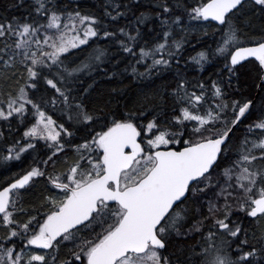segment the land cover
<instances>
[{
  "label": "snow or ice",
  "instance_id": "obj_1",
  "mask_svg": "<svg viewBox=\"0 0 264 264\" xmlns=\"http://www.w3.org/2000/svg\"><path fill=\"white\" fill-rule=\"evenodd\" d=\"M69 7L31 0L0 19V121L25 127L3 159L31 150L35 165L0 183V264H264V34L241 27L264 0ZM209 30L215 48L186 59L189 35ZM99 39L119 45L114 64L104 48L72 58ZM210 63L215 79L189 76ZM246 64L255 95L236 99ZM129 69L165 82L93 99L95 76Z\"/></svg>",
  "mask_w": 264,
  "mask_h": 264
},
{
  "label": "trees",
  "instance_id": "obj_2",
  "mask_svg": "<svg viewBox=\"0 0 264 264\" xmlns=\"http://www.w3.org/2000/svg\"><path fill=\"white\" fill-rule=\"evenodd\" d=\"M31 0H24V4H20V0H0V19L4 17H8L9 19L12 16L23 18L27 16L28 5L30 4ZM108 2V0H61V3L69 4V10L71 8H77L81 11L82 14H93L96 16H100L102 13V4ZM145 4L148 3V0H143ZM35 15V14H33ZM246 17L247 23H241V27L247 32L250 36L259 37L261 34H264V14L259 13L258 11L249 9L246 10ZM244 18H242V21ZM121 24L126 23V21L121 20ZM148 38V37H146ZM95 39V38H94ZM189 41L191 42L190 45H185V51L183 53L184 57L187 59L188 56H193L196 52L204 50L208 46L215 48L216 42L220 40L219 35H212L211 30H209V35L207 37L202 36L199 32H193L188 37ZM92 44V42H89ZM119 45L113 44L110 45L106 40L99 39L96 41L95 44H92L91 47L88 46H81L80 49L72 50L74 55L73 59H76L77 62L80 60H84L86 56L93 51L95 48H104L106 49L107 56L109 58H113V64L115 63L114 53L116 48ZM183 65V61H181ZM107 66V65H106ZM124 68V63L119 65V69L122 71ZM112 70H116L114 67ZM143 69H141L142 71ZM126 76V78L122 79V83H117V81L121 80V77L117 76L112 81L106 80L102 75L95 76V73L91 74L95 76L96 83L94 85L95 91L92 93L93 99L96 97L97 94L107 96L108 92L113 89L117 88L121 90L123 93H126L128 97H133L136 93L139 92H151L152 90L160 87L163 84L164 80H155L154 82H149L148 80H144L143 82L132 78L130 75ZM219 71V65L216 63H210L205 65V71L203 72H189L190 77H195L197 79H205L207 80L210 76L215 79L216 76L214 75ZM241 73L239 75V79H234V87L237 89L233 93V96L236 99H241L243 97H251L255 95V89L253 87V79L255 76L254 67L251 64H246L245 68L241 69ZM167 78H170V74H166ZM84 85L87 86L88 84L92 83V79L90 75L86 72L83 76ZM115 95V94H113ZM120 102L123 103V99L120 98ZM116 104H113L115 107ZM30 107V106H29ZM48 114L53 116V119H57L58 122H62L58 119L60 116L59 112L53 111L52 109H47ZM29 120L34 122V118L29 116ZM25 130L24 125L19 124L18 121L12 120L11 121V130L9 129L8 122L0 121V133H3L0 136V183H3L5 177H10L15 173H20L23 170L27 169L29 166H35L33 163L32 155L29 153H22L21 160H9L5 161L3 159L6 156L7 149L14 144L16 140H21L23 144L24 141L22 140V134ZM41 144L43 142H40ZM37 151H42L39 146ZM42 182L33 189V192L39 191L42 187ZM30 198V196H29Z\"/></svg>",
  "mask_w": 264,
  "mask_h": 264
},
{
  "label": "rangeland",
  "instance_id": "obj_3",
  "mask_svg": "<svg viewBox=\"0 0 264 264\" xmlns=\"http://www.w3.org/2000/svg\"><path fill=\"white\" fill-rule=\"evenodd\" d=\"M41 142H43V141H41Z\"/></svg>",
  "mask_w": 264,
  "mask_h": 264
}]
</instances>
